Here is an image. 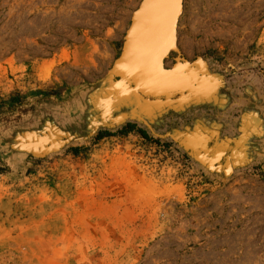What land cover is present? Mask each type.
Returning <instances> with one entry per match:
<instances>
[{
  "label": "rangeland",
  "instance_id": "374dc122",
  "mask_svg": "<svg viewBox=\"0 0 264 264\" xmlns=\"http://www.w3.org/2000/svg\"><path fill=\"white\" fill-rule=\"evenodd\" d=\"M140 2L0 0V264H264V0H182L167 101L115 87Z\"/></svg>",
  "mask_w": 264,
  "mask_h": 264
},
{
  "label": "water",
  "instance_id": "95a60500",
  "mask_svg": "<svg viewBox=\"0 0 264 264\" xmlns=\"http://www.w3.org/2000/svg\"><path fill=\"white\" fill-rule=\"evenodd\" d=\"M146 1L147 0H141L137 9L132 13L130 27L125 34L121 53L113 64L112 75L113 77H118V80L115 81V84H119L116 87L117 91L120 89L123 94L122 88L126 86L127 89L125 90L127 91L123 90L124 92L141 94L144 97H153L157 100L163 98L166 101L176 95L182 98L186 92H188L189 95H194L195 92L202 89H199L197 86L195 87L190 78L181 72L183 65H176L172 69H165L163 67L164 60L167 58L168 54L171 51L177 50L176 39L172 41L170 38L168 43L156 50H149L147 43H140L138 39H136L139 36V34H136L139 24L137 19L140 17V10L145 5ZM181 9V0H176L171 14L173 17L171 20L172 34L174 27H176L175 22H177ZM134 41L136 43H134ZM123 66L124 68L130 67L137 73L132 75L128 72H120ZM148 70H151L153 74H151L149 79H145L142 75ZM191 79H194V77ZM173 81H179V83L175 82V88L168 90L167 84L171 86L172 83L170 82ZM161 84H164V86L162 87ZM157 85L160 87L159 90H155L151 87H157ZM172 86H174V84Z\"/></svg>",
  "mask_w": 264,
  "mask_h": 264
},
{
  "label": "bare ground",
  "instance_id": "6f19581e",
  "mask_svg": "<svg viewBox=\"0 0 264 264\" xmlns=\"http://www.w3.org/2000/svg\"><path fill=\"white\" fill-rule=\"evenodd\" d=\"M175 2L176 0H147L145 5L140 10V17H138L137 19L139 23L138 30L136 31V34L137 35L139 34V36L136 39H138L140 43H147L149 50L160 49L162 46H164L166 43L169 42L170 38L172 41L176 39L178 19H177V22H175L176 27H174L173 34H172V27H171L172 25L171 20L173 18L171 14H172V10L174 8ZM181 4H182V0H181ZM134 43L136 42L134 41ZM120 72H128L129 74L131 73L132 75L134 73L135 74L137 73L135 72V70H132L130 67L124 68V66L123 68H121ZM151 74H153V72H151V70H148L144 72V75L142 76H144L145 79H149ZM175 82L179 83V81L170 82L172 83V85L174 84V86L172 85L170 86L167 84V89L171 90L175 88L176 86ZM117 85L119 84H116L115 87H117ZM161 86L163 87L164 84H161ZM197 86L198 88H201V89H208V88H211L212 85L210 81L207 82L206 79L205 80L201 79L199 80V83L197 84ZM151 87L155 90L160 89L158 85L157 87L155 86H151ZM125 89H127L126 86L122 88L123 93H126L124 92V91H127Z\"/></svg>",
  "mask_w": 264,
  "mask_h": 264
},
{
  "label": "trees",
  "instance_id": "16d2710c",
  "mask_svg": "<svg viewBox=\"0 0 264 264\" xmlns=\"http://www.w3.org/2000/svg\"><path fill=\"white\" fill-rule=\"evenodd\" d=\"M15 96H17V95H15ZM10 101H11V102H15L14 95H11V97H10ZM128 130H133V129H132V127H128ZM98 136H99V135H98Z\"/></svg>",
  "mask_w": 264,
  "mask_h": 264
}]
</instances>
